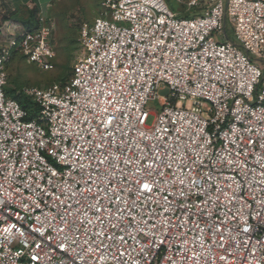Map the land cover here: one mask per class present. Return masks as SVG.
I'll return each instance as SVG.
<instances>
[{
	"label": "built area",
	"instance_id": "built-area-1",
	"mask_svg": "<svg viewBox=\"0 0 264 264\" xmlns=\"http://www.w3.org/2000/svg\"><path fill=\"white\" fill-rule=\"evenodd\" d=\"M175 1L103 0L31 121L5 89L14 48L55 68L44 13L2 50L0 264H264V0Z\"/></svg>",
	"mask_w": 264,
	"mask_h": 264
},
{
	"label": "rangeland",
	"instance_id": "rangeland-1",
	"mask_svg": "<svg viewBox=\"0 0 264 264\" xmlns=\"http://www.w3.org/2000/svg\"><path fill=\"white\" fill-rule=\"evenodd\" d=\"M165 1L170 10L182 18L191 17L196 11L175 0ZM102 2L103 0H0V54L12 41L19 40L24 28L21 20L28 19L30 10L39 7L51 28V44L57 55L55 68L46 71L29 63L14 48L8 65L7 90L20 93L29 88L46 89L68 80L83 50L80 44L82 28L86 24L92 25L99 17ZM228 31L231 40L235 41L230 28ZM160 108V100L149 104L151 111L158 112ZM152 121L153 117L149 124Z\"/></svg>",
	"mask_w": 264,
	"mask_h": 264
},
{
	"label": "trees",
	"instance_id": "trees-1",
	"mask_svg": "<svg viewBox=\"0 0 264 264\" xmlns=\"http://www.w3.org/2000/svg\"><path fill=\"white\" fill-rule=\"evenodd\" d=\"M40 12H41L40 8L35 7L34 9L30 10L28 19L21 20V24L23 25L26 31L32 32V31L37 30L40 27V22L38 19ZM68 80L60 84V86H64ZM5 90L9 97L17 100L22 106V108L28 112L29 121L34 120L38 117V113H39L38 106L29 96H27L24 92H20V93H16L15 91L9 92L7 90V87Z\"/></svg>",
	"mask_w": 264,
	"mask_h": 264
},
{
	"label": "crops",
	"instance_id": "crops-1",
	"mask_svg": "<svg viewBox=\"0 0 264 264\" xmlns=\"http://www.w3.org/2000/svg\"><path fill=\"white\" fill-rule=\"evenodd\" d=\"M44 13V12H43Z\"/></svg>",
	"mask_w": 264,
	"mask_h": 264
}]
</instances>
